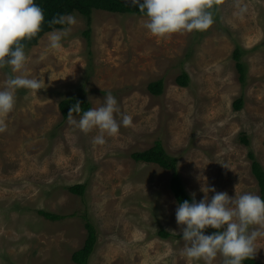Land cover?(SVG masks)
Segmentation results:
<instances>
[{
  "label": "rangeland",
  "instance_id": "rangeland-1",
  "mask_svg": "<svg viewBox=\"0 0 264 264\" xmlns=\"http://www.w3.org/2000/svg\"><path fill=\"white\" fill-rule=\"evenodd\" d=\"M73 15L77 23L60 48L51 49L44 35L25 50L23 75L44 83L38 91L17 90L4 118L0 264H76L72 256L85 245L86 219L98 231L89 264H205L182 254L171 171L133 154L161 141L198 201L203 177L230 197H262L250 154L264 169V0L224 1L204 32L165 38L144 28V16L97 10L88 25ZM237 48L247 69L244 83L233 58ZM184 72L190 77L186 88L177 82ZM8 74L9 68L0 69V87ZM160 80L157 96L148 86ZM108 92L132 124L94 145L99 130L69 124L60 103L83 96L96 107ZM239 98L240 111L234 108ZM76 185L86 186L83 196L69 191ZM41 211L63 218L51 221ZM161 230L170 237H161ZM256 249L254 258L264 264V237ZM212 264H223V257Z\"/></svg>",
  "mask_w": 264,
  "mask_h": 264
},
{
  "label": "clouds",
  "instance_id": "clouds-1",
  "mask_svg": "<svg viewBox=\"0 0 264 264\" xmlns=\"http://www.w3.org/2000/svg\"><path fill=\"white\" fill-rule=\"evenodd\" d=\"M218 2L127 0L146 16L144 28L158 38L182 31L207 30L214 23L212 10ZM244 10L242 8L241 12ZM43 22V10L35 0H0V69H10L5 85L0 87V132L6 129L4 118L14 109L17 90L42 89V79L23 75L29 58L22 41L36 37ZM76 23V17L71 14L54 17L49 22L52 31L46 34L49 47L60 48ZM55 25L60 27H53ZM67 120L83 132L98 129L99 134L92 142L103 145L105 135H117L121 126L132 124L133 118L121 113L117 99L108 92L99 106L86 111L77 101L69 108ZM201 180L205 181L201 187L203 198L197 202L193 193L191 202L184 200L176 208V222L182 226V240L185 242L182 254L189 261L203 260L205 264H212L218 254L223 257V264H244L245 260L254 258L256 241L264 237V198L250 192L230 197L227 192H217L208 186L206 177ZM209 193H213L211 198ZM209 227L216 231L205 234L204 230ZM172 234L177 235L175 231Z\"/></svg>",
  "mask_w": 264,
  "mask_h": 264
},
{
  "label": "trees",
  "instance_id": "trees-1",
  "mask_svg": "<svg viewBox=\"0 0 264 264\" xmlns=\"http://www.w3.org/2000/svg\"><path fill=\"white\" fill-rule=\"evenodd\" d=\"M227 0H219L217 4L214 5L213 8V19L217 17L218 9L220 3ZM35 2L42 8L44 13V22L41 26V31L37 34L36 37L28 40L22 41L24 44L25 50L36 46L39 41L46 35L48 32L52 31V27L49 26V22L59 15L65 14H80L85 17L88 21V25L91 24L92 14L94 11L101 10L114 14H125V15H138L144 16V14L139 12L138 7H133L127 0H35ZM53 27H60L59 25H55ZM205 31V30H204ZM204 31H196L197 33H202ZM85 35L89 39L90 30L85 32ZM233 58L236 61V65L238 71L241 75V82H245L246 77V65L242 62V51L240 48H237L233 53ZM178 85L181 87H188L190 84L189 75L184 72L177 79ZM164 82L163 80L153 82L148 86L149 91L154 95H160L163 92ZM77 101L81 103L83 110H88L92 108L91 103L85 97H71L63 100L60 103V110L64 117L67 119V113L71 106H73ZM244 107L243 98H239L234 103V108L238 111L242 110ZM75 115V114H74ZM244 144L249 146L250 142L248 139H243ZM133 158L138 162H146L159 165L161 168L171 171L172 179L170 181V188L173 192L177 203H182L184 200H188L191 202L192 197L187 193L185 189V185L181 179V176L178 172V159L169 155L161 141H157L155 146L152 148L133 154ZM250 158L253 161L252 164V172L257 178L259 182V186L261 188L262 197L264 198V169L262 166L255 160L253 154H250ZM69 191L78 196H83L86 191L85 185H76L69 188ZM197 200V199H196ZM198 202V200H197ZM43 216H45L48 220L51 221H59L63 218V216L57 214H51L49 212L41 211ZM85 227L88 231V236L85 241V245L83 248L78 250L73 254L72 259L76 264H89V259L93 252L95 251L97 240H98V231L96 227L93 225L91 221L86 219ZM205 234H212L216 231L211 227L204 230ZM170 233L161 230L160 236L163 238L170 237ZM244 264H263L257 261L255 258L250 260H245Z\"/></svg>",
  "mask_w": 264,
  "mask_h": 264
}]
</instances>
